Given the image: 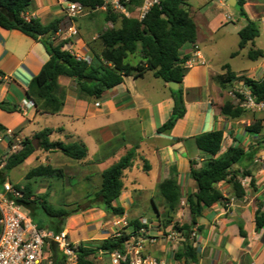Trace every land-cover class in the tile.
Instances as JSON below:
<instances>
[{"label": "crops", "instance_id": "0c3cea01", "mask_svg": "<svg viewBox=\"0 0 264 264\" xmlns=\"http://www.w3.org/2000/svg\"><path fill=\"white\" fill-rule=\"evenodd\" d=\"M214 1L216 0H199L197 7L191 4L195 18L203 16L208 25H214L215 18L211 5ZM228 1L217 0L223 7L230 6ZM244 1L243 8L250 19H264V0ZM47 4H49L48 0H41L40 9L49 7ZM236 5H238L237 0ZM39 11H32L30 8L28 12H25V16L28 19L38 17ZM244 20L247 21L246 18ZM41 21L47 23L43 19ZM196 23L199 28L198 42L186 44L182 48L183 54L190 55V59H194L195 46H198L201 55V59H195L194 66L188 67L183 79L187 113L178 120L173 130L167 133H160L158 129L173 112L174 100L168 84L164 81L158 83L156 80L159 78H156L152 72L154 81L149 83H146L149 72L144 78L125 77L121 85L105 93L101 100L104 101L103 103L94 98L79 97L76 86L72 87L76 85V82L68 77H60L57 94L64 100L63 107L55 114L38 110L34 102L27 97L26 91L43 65L50 60V55L40 40L32 39L19 30H6L0 27V101L19 105V111L13 113L0 110V123L25 138L29 135H25L24 130L38 122L41 117L60 116L63 119L61 124L46 127L54 130L51 135L54 138L52 140H62L68 143L83 141L89 150L88 157L81 161L75 160V163L80 167H88L99 178L102 177L105 169L118 162L130 149H135L136 157L133 165L124 173V190L120 198L122 203L126 199L130 202L133 200L131 191L125 194L127 188L125 176L127 173H135V168L139 172H144L147 180L155 182L150 187V191L159 190V184L170 178L171 168H175L183 192L182 202L188 203V197L197 192V183L190 177V162L196 161L200 165L204 160V155L197 147L194 138L201 133L218 129L225 130L226 138L220 154L224 153L230 145L240 144L244 147L250 158L246 159L242 166H247L252 172L256 188L250 186V177L244 179L243 184L246 186L247 194L243 200H238L233 197L230 184H219L218 187L223 191L224 196L230 198L212 208L206 207L202 215L197 218V225L192 234H195L194 246L198 252V260L192 264H264V228L257 232L255 225L256 211L264 201V131L261 135L243 131L232 124L233 119L221 116L220 107L226 99L219 102L223 89L217 82V77L226 74V71L222 69L223 66L220 69L216 68L214 62L207 58L201 50L204 38L200 25L197 21ZM98 35H95L93 39L98 38ZM81 41L85 45V42ZM256 45L255 40L253 48L262 49ZM84 52L85 57L94 56L87 47ZM256 62L258 64L252 70L260 72L264 68V62L261 59ZM97 103L100 106H96ZM103 117L109 118L110 121L101 123L102 120L99 121V119ZM114 126L117 130L112 128ZM36 132L31 131L33 135ZM90 144L93 152H91ZM55 154L58 153L45 152L37 148L31 155L35 160L33 168L41 164L63 168L64 178L69 179V184H75L77 176L68 174L65 168V165L69 166L71 162L65 165L57 163L53 158ZM105 162L111 163L104 169H100V164ZM135 175L138 177L136 173ZM89 176H93L91 172L85 178ZM140 186L142 191L149 190L143 182ZM64 192L66 195L70 193L66 189ZM124 194L125 198H123ZM147 198L152 201L154 197L148 194ZM180 208H177L175 220ZM126 217L127 211L122 217L112 216L105 224L110 232L114 233L117 229L115 222L119 219L126 220ZM189 217L191 221V216ZM190 221L183 224H189ZM241 225L248 233L246 240L240 235ZM103 226L104 223L99 222L98 228ZM59 227L57 225L46 229L56 232ZM66 231L69 234V231ZM110 232H98V236L92 238L71 239L86 241L88 246L92 247L109 237ZM149 238L145 242L147 254L156 256L168 264L181 263L174 258L180 249L177 242L164 239L161 243L159 241L152 243ZM245 241H247L246 244H244ZM171 249L173 255H171ZM98 261V264H105L102 256L98 255ZM108 264L111 262L109 261Z\"/></svg>", "mask_w": 264, "mask_h": 264}, {"label": "trees", "instance_id": "16d2710c", "mask_svg": "<svg viewBox=\"0 0 264 264\" xmlns=\"http://www.w3.org/2000/svg\"><path fill=\"white\" fill-rule=\"evenodd\" d=\"M74 3H81L90 12L98 11L105 7L103 19L105 23L112 26L102 30L95 39L100 47L99 53H94L91 61L79 59L68 49H64L67 41L54 43V39L61 30L63 20L56 17L52 21L43 23L40 18H26L34 0H0V27L6 30H19L26 36L40 40L48 54V60L42 67L39 74L30 83L26 94L34 102L38 110L48 114H55L61 110L64 100L57 94L59 78L68 77L76 82V91L81 98H94L96 101L103 99L105 93L115 86L124 82L127 76L144 78L146 73L152 72L156 77L168 82H178L180 88L171 90L174 100V109L168 120L158 129L160 133H167L173 130L179 119L187 113V106L184 98L183 79L188 70L186 65L190 55L183 54L182 48L186 44H195L199 39V28L195 21L190 0H159L154 4L147 15L140 18V9L144 0L123 1L122 5L129 13L115 10L111 5H105L103 0H69ZM245 1L237 0L240 6V14L246 18V24L239 30V50H242L254 42L260 35V24L258 20L248 17L243 8ZM248 52V57L257 61L264 58L262 49L253 48ZM238 54L235 51L232 56ZM131 57L138 58L136 63L130 61ZM230 65H224L226 74L219 75L217 82L223 89H226L230 82L237 78V74L230 69ZM245 85L251 90L255 101L264 100V76L259 79L250 77L244 78ZM19 105L0 101V110L8 113L19 111ZM246 110L241 108L232 99H226L220 107L221 116L229 119L239 120L245 116ZM8 128L0 123V133H5ZM246 131L261 135L264 131V120L254 121L246 127ZM54 132L51 128H44L37 131L32 137H25L21 141L22 148L12 153L2 171H0V187L5 182V176L9 171L23 164L36 151L34 143L45 152L61 151L68 158L81 161L88 157V147L83 141L65 142L62 140H51ZM17 135V133H15ZM225 130L218 129L197 135L195 143L204 155V160L190 162V177L196 181L197 192L188 197L189 213L191 221L189 224H182L175 220V213L180 207L183 192L178 181V172L171 168L170 178L159 184V194L164 201V211L160 210V204L153 198L155 212L158 214L160 226L164 229L170 227L180 231L183 242L174 258L182 264H192L198 260V252L194 246V238L191 234L197 225V218L208 207L212 208L223 203L226 198L223 191L218 187L221 183L231 185L232 195L235 199L243 200L247 194L246 186L242 180L251 178L250 186L256 188L255 179L247 166H242L246 159L250 158L248 151L240 144L230 145L226 151L220 154L224 142ZM136 157V150L130 149L118 162L112 164L102 173V181L99 190L95 193V199H99L102 208L112 216H124L126 209L120 203L124 190V173L133 165ZM65 172L63 168H54L51 165H39L26 176L28 181L36 178L63 179ZM18 188H23L25 196L18 201L27 209L34 210L37 206L50 216L59 219L57 231L63 230L62 221L69 216L65 209L54 208L48 200V195L38 196L33 199L34 191L30 182ZM194 196H197L198 203ZM1 219V216H0ZM256 231L264 228V201L259 205L255 215ZM129 227L136 229L147 228L146 224L138 219L128 222ZM41 227V224H39ZM43 228V227H41ZM241 236L246 240L248 233L241 225ZM1 232V228H0ZM125 237L109 236L99 241L95 246L81 247L79 251V264H95L94 260L100 250L113 252L122 248ZM247 241L244 242L246 244ZM51 258L53 264L64 263L63 256L56 245L52 246ZM250 264V263H246Z\"/></svg>", "mask_w": 264, "mask_h": 264}, {"label": "rangeland", "instance_id": "374dc122", "mask_svg": "<svg viewBox=\"0 0 264 264\" xmlns=\"http://www.w3.org/2000/svg\"><path fill=\"white\" fill-rule=\"evenodd\" d=\"M48 2L49 4L47 5L49 7L40 9L41 0H34L30 8L32 9V11H39L40 9L37 15L39 18L43 19V21L46 22L52 21L55 17L58 16L62 18L63 32L61 35H56L54 39L55 44H58L61 41H67V44L64 45V49L72 50V52L80 54L81 56H85V47L89 48L93 52V55L95 51L96 53L100 52V47L96 43L95 39H93V37L95 35L97 36L102 30L112 26L111 23L104 22L103 11L105 10V8L93 12L88 11L87 14H84L83 16L76 19H72L66 15V11L64 8L65 4H63L61 0H48ZM190 3L193 6L197 7L199 4V0H190ZM211 5L215 18L214 25H208L203 16L196 19V21L200 25L201 33L204 38V42L201 44V50L204 52L207 58L211 59L214 62L216 68L220 69L224 65H230V69L235 71L238 75L236 79L229 83L226 89L222 88L223 91L220 96L221 98H219V102H221L225 99L231 98V96L229 95L230 91L244 89L245 77H250L252 79L262 78L264 68L261 69L262 72L261 70L260 72H254L252 70V68L258 64V62L253 61L248 57V52L253 45L252 43L246 45L244 49L239 50L238 45L240 43V38L238 32L241 26L246 24L244 18L240 14V6L235 5L223 7L220 3L217 2V0L212 2ZM114 9L118 10L116 8ZM258 21L260 24V28L262 29L260 35L256 38V47L262 48V50H264V19H260ZM71 24H74L78 29V35L74 37H68V33H66ZM64 37L67 38L65 39ZM81 40L85 42V45ZM235 51H238V54L232 56ZM90 59H92V57ZM130 61L132 63H136L138 61V58L131 57ZM261 61L264 62V59H261ZM148 74L149 76L146 78V83L154 81L151 72H149ZM156 81H158V83H163V81L160 79H157ZM76 85H73L72 87L74 88V86ZM99 102L103 103L104 101L100 100ZM100 120H102L101 123L110 121L109 118L107 119L105 117L99 119V121ZM239 120H243V122H239ZM239 120L233 119L232 124L235 127L238 126L243 131H246V127L252 124L254 121L264 120V111L248 110L246 111L245 116H243V118ZM62 121L63 119L57 115L41 117L38 122L33 123L30 127L24 130L23 133L27 136L29 135V137H32L33 134L31 133V131H39L48 126H55L61 124ZM112 128L114 130H117L115 126ZM17 136L21 141L24 138L19 133L17 134ZM52 139L54 138L51 137V140ZM34 143L36 147L40 149L36 140L34 141ZM90 148L91 152H93V147L91 146V144ZM57 153L58 154L53 155L55 162H60L64 165L68 164V162H71V165H65V168L68 174H74L75 176H77L75 184H69V179L67 178L57 180L40 177L28 181L26 179V175L31 169H33L35 165V160L33 159V157L29 158L23 164L18 165L17 167L9 171L5 176V181L8 180L21 186L30 182L34 191L33 199H36L38 196H44L46 194L48 195L47 198L49 200V203L54 208L65 209L69 213V216L66 219L64 218L62 223L64 229L69 231V238H92L98 236V232H110V230L107 228L108 226H106L105 223L112 218V214L104 211L101 201L94 198L95 192L99 189L102 177H97V174L90 171L88 167L78 166L77 163H75V160L68 158V156L63 152L57 151ZM110 163L111 162H105L103 164H100L99 168L104 169ZM89 172H91L93 176L85 178V176ZM134 172L138 177H136L135 173H127V175L125 176V184L127 187L125 190V194H127L128 191H131L133 193V197L131 199L133 200L130 202V200L128 201V199H126V201H123L124 203L120 201V203L127 211L126 221L129 222L130 220L136 218L142 221L143 224H146L148 226L147 228H145L146 230L144 237L146 238V240L149 238L148 236H154V243L156 241H159V243H161V241H163L164 239H169L168 236L172 233L173 238L169 240L175 241L177 242L178 246H181L184 239L183 234L172 227L168 229L162 228L159 223L158 214L156 212L154 213L153 202L147 198L148 194L153 195V197L156 198L161 206L160 210L164 211V201L161 199L159 190L150 191V187H152V184L155 182L147 180L146 174L141 171L139 172L138 170H136V168ZM142 182L148 186L149 190L142 191L140 189V183ZM65 189L69 190L70 193L66 195V193L64 192ZM226 193L228 192L226 191ZM125 194L123 195V198L126 197ZM229 198L230 197H228L227 200H229ZM180 207L181 208L179 210V213L176 216V221L179 223V225H182L183 223L190 221V214L188 209L189 205L186 202H182ZM23 211H29L35 223H37L38 225L41 224V227L43 228H54L58 225L59 219L57 217L50 216L47 212L42 210V207L40 206H37L36 208H34V210L27 209L25 207ZM99 222H103L104 226L98 228ZM113 234L114 233L111 231L110 236H113ZM191 238H195V234H191ZM98 255L99 253H97L95 257V264L99 263ZM171 255H173L172 249ZM99 256L103 257L105 264L109 263L110 260L108 254Z\"/></svg>", "mask_w": 264, "mask_h": 264}, {"label": "built area", "instance_id": "2783aa9c", "mask_svg": "<svg viewBox=\"0 0 264 264\" xmlns=\"http://www.w3.org/2000/svg\"><path fill=\"white\" fill-rule=\"evenodd\" d=\"M65 4L66 15L76 19L88 13L81 3H74L69 0H61ZM105 5L121 10L129 15L122 2L129 0H103ZM159 0H144L140 9V18L147 15L151 7ZM105 8V7H104ZM59 30L57 35H61ZM68 37L78 35V29L71 24L68 30ZM65 39L67 37H64ZM194 59L186 62L187 67L195 65V59H201L198 46H195ZM72 52V50H70ZM79 59L91 61L89 57L76 54ZM245 84V83H244ZM251 90L245 85L244 89L232 90L229 92L231 98L244 110L264 111V100L255 101ZM96 106H100L99 103ZM12 129L0 133V171L6 165L8 157L22 148L21 140ZM244 180V179H243ZM242 180V182H244ZM25 196L23 188H18L15 183L5 181L0 187V264H53L51 258L52 246L56 245L63 256L62 264H79V251L81 247H90L86 241H74L69 238L66 230L52 231L41 228L35 223L30 212H25L24 205L18 203ZM145 223V222H144ZM117 227L112 237H125L122 248L113 252L100 250L99 255L108 254L111 264H168L158 257L147 254L145 248V228L136 229L129 227L126 220H117ZM169 239L173 238L171 233ZM155 238L150 237L149 241L154 242ZM179 264H182L179 263Z\"/></svg>", "mask_w": 264, "mask_h": 264}, {"label": "water", "instance_id": "95a60500", "mask_svg": "<svg viewBox=\"0 0 264 264\" xmlns=\"http://www.w3.org/2000/svg\"><path fill=\"white\" fill-rule=\"evenodd\" d=\"M228 4L230 6H235L236 5V0H229ZM167 84L171 88V90H177V89L180 88V84L178 82H168ZM194 200H195L196 203H198L197 196H194Z\"/></svg>", "mask_w": 264, "mask_h": 264}]
</instances>
